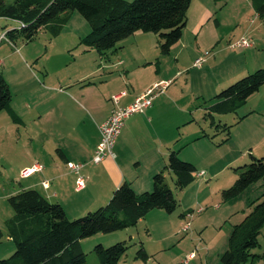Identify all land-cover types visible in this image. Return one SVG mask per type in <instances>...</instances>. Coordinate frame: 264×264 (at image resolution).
<instances>
[{
    "label": "rangeland",
    "instance_id": "obj_1",
    "mask_svg": "<svg viewBox=\"0 0 264 264\" xmlns=\"http://www.w3.org/2000/svg\"><path fill=\"white\" fill-rule=\"evenodd\" d=\"M4 1L12 3L14 0ZM203 9L210 11L211 17L200 25ZM17 25L14 19L0 17V30ZM89 30L87 20L74 10L70 11L57 35L49 29H41L31 41L17 38L15 43L0 44V74L9 84L11 106L15 111L26 115L21 106L33 85L31 72L42 79L41 72L55 67L54 64L61 66L60 71L67 72L75 63L87 62L81 54L86 48L81 38ZM148 34L152 36L147 48L155 53L159 50L158 37L154 33ZM242 38L252 45L233 48L232 44ZM126 41L120 44L124 46ZM180 48H184L181 56L176 55ZM171 55L178 61L175 63L172 59L170 72H177L166 85L169 87L165 92L164 109L174 119L172 135L176 149H181L182 159L197 168L194 180L178 188L174 174L167 172L165 181L178 202L172 213L154 208L136 225L107 233L97 232L82 239L88 264H100L92 250L94 245L110 246L119 241L126 242L128 248L117 264H220V255L228 247L233 226L264 198L262 179L231 198H224L222 193L235 181L238 168L251 161V156H264V83L235 111L207 115V107L213 103L216 93L264 67V14L257 13L253 0H191L182 37L172 45ZM196 58L203 59L199 67L193 65ZM8 114L1 110L0 229L3 234L0 258L10 256L15 247L6 225L13 215L8 197L22 188H35L27 185L37 179L40 170L26 177L20 174L33 162V155L45 165L43 148L47 147L42 133L35 134L36 127L31 120L17 113L18 120L14 121ZM223 125L229 126L228 130ZM134 162L130 160L131 166L136 167ZM83 175L87 181V176ZM35 189L40 192L42 187ZM82 194L74 186L68 193L72 200ZM96 208L84 211L71 205L64 210L72 219ZM186 221H189V227L184 230ZM258 241L251 251L261 254L264 251V227ZM140 247L147 254L145 258L137 255ZM192 252L193 257L185 263ZM243 264H263V259L257 257Z\"/></svg>",
    "mask_w": 264,
    "mask_h": 264
},
{
    "label": "trees",
    "instance_id": "obj_2",
    "mask_svg": "<svg viewBox=\"0 0 264 264\" xmlns=\"http://www.w3.org/2000/svg\"><path fill=\"white\" fill-rule=\"evenodd\" d=\"M191 0H0V17L14 19L17 27L8 29L12 43L17 38L33 40L41 29L57 35L70 11H78L89 23V32L81 38L88 49L101 55L121 48V41L136 31L151 32L158 37L162 53L181 39ZM255 10L264 14V0H253ZM22 24V25H21ZM20 25V27H18ZM264 83V67L249 73L214 95L207 107V115L228 113L243 105L247 98ZM9 84L0 74V111H8L16 121L11 106ZM228 130L229 126L223 125ZM235 181L223 190L228 199L249 184L262 179L264 188V156H251V161L238 168ZM173 173L176 187L183 188L194 180L196 166L170 148L165 166L152 177V189L137 193L128 181H122L108 202L86 214L69 218L58 201H50L35 188H22L8 197L13 215L7 220L8 236L14 242L10 256L0 258V264H88L81 240L97 232H112L136 225L154 208L172 213L178 206L172 190L165 181L166 173ZM264 193V192H263ZM264 227V198L257 202L242 221L233 226L228 247L220 255V264H243L261 254L253 253L258 235ZM0 229V237L2 236ZM123 241L110 246L96 244L93 252L100 264H117L127 251ZM137 255L147 256L143 247Z\"/></svg>",
    "mask_w": 264,
    "mask_h": 264
},
{
    "label": "crops",
    "instance_id": "obj_3",
    "mask_svg": "<svg viewBox=\"0 0 264 264\" xmlns=\"http://www.w3.org/2000/svg\"><path fill=\"white\" fill-rule=\"evenodd\" d=\"M210 17V11L203 9L199 24ZM148 33L151 32L136 31L124 46L103 55L84 48L81 54L87 62L79 61L67 72L55 64L41 72L42 79L31 72L33 85L21 106L26 115L12 108L31 120L35 134L42 133L47 147L43 148L45 165L40 175L27 186H41L43 195L65 209L77 205L84 211L105 204L122 181H128L137 193L152 189L153 175L165 166L170 148H177L172 135L174 119L164 109L169 85L145 112L133 113L125 120L113 146L114 156L107 155L99 163L92 161L100 140L98 125L114 106L112 95L123 93L119 103L127 106L151 85L170 81L177 72H170L172 59L178 61L172 57L171 48L168 53L160 49L154 53L147 48L152 36ZM183 51L180 48L176 55L181 56ZM33 158L28 167L41 164L37 156ZM130 160H135L137 166H131ZM67 161L83 163L81 171L87 176L83 189H75L77 174ZM73 186L83 193L77 200L68 195Z\"/></svg>",
    "mask_w": 264,
    "mask_h": 264
},
{
    "label": "built area",
    "instance_id": "obj_4",
    "mask_svg": "<svg viewBox=\"0 0 264 264\" xmlns=\"http://www.w3.org/2000/svg\"><path fill=\"white\" fill-rule=\"evenodd\" d=\"M22 25V24H21ZM20 27V25L18 26ZM8 29L0 30V44L3 42L12 43L9 35L7 33ZM252 43L248 41L246 38H242L241 40L232 44V47H248L251 46ZM203 62L202 58H196L193 62L194 66H201ZM2 66V60L0 59V70ZM169 83V81H160L151 85L146 91L137 96L133 102L128 104L127 106H122L119 103V99L123 93L113 94L111 99L114 103V106L109 114V116L101 122L98 127L100 131V140L95 148L94 154L92 156V161L95 163L101 162L107 155L113 156V146L114 143L124 125L125 120L137 112H145V110L152 105L153 99L162 93L165 89V86ZM67 166L74 171L77 176L75 180V189L81 190L86 186V178L83 174H81V168L83 167V163L67 161ZM43 166L41 164H35L32 167H27L21 172L22 177L29 176L33 172L37 170H41ZM199 175L202 172L198 173ZM45 186H48V182H43ZM201 210V208H199ZM189 227V221H186L183 228L187 230ZM194 253L192 252L187 256L184 260L185 263H188L189 260L193 257Z\"/></svg>",
    "mask_w": 264,
    "mask_h": 264
}]
</instances>
